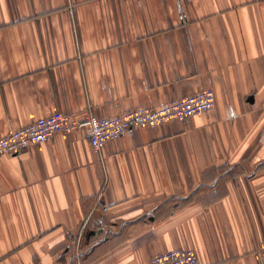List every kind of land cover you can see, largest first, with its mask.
Listing matches in <instances>:
<instances>
[{
	"label": "crops",
	"instance_id": "crops-1",
	"mask_svg": "<svg viewBox=\"0 0 264 264\" xmlns=\"http://www.w3.org/2000/svg\"><path fill=\"white\" fill-rule=\"evenodd\" d=\"M211 87L213 109L0 157V264H264V0H0V137ZM94 231L93 234L90 232Z\"/></svg>",
	"mask_w": 264,
	"mask_h": 264
},
{
	"label": "built area",
	"instance_id": "built-area-1",
	"mask_svg": "<svg viewBox=\"0 0 264 264\" xmlns=\"http://www.w3.org/2000/svg\"><path fill=\"white\" fill-rule=\"evenodd\" d=\"M214 94L213 88L207 87L161 106H139L105 117L90 112L77 116L58 111L20 128H13L0 137V157L19 154L33 143L46 142L58 132L71 133L81 128L88 130L92 146L99 151L107 141L121 136L126 130L156 126L207 112L216 105ZM195 251L192 247L162 251L152 257V264H202Z\"/></svg>",
	"mask_w": 264,
	"mask_h": 264
},
{
	"label": "water",
	"instance_id": "water-1",
	"mask_svg": "<svg viewBox=\"0 0 264 264\" xmlns=\"http://www.w3.org/2000/svg\"><path fill=\"white\" fill-rule=\"evenodd\" d=\"M93 233H94V231L91 230L90 234H93Z\"/></svg>",
	"mask_w": 264,
	"mask_h": 264
}]
</instances>
